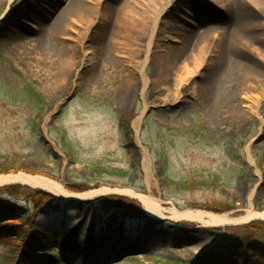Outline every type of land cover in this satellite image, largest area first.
<instances>
[{
    "label": "rangeland",
    "instance_id": "rangeland-1",
    "mask_svg": "<svg viewBox=\"0 0 264 264\" xmlns=\"http://www.w3.org/2000/svg\"><path fill=\"white\" fill-rule=\"evenodd\" d=\"M156 1L143 30V0H0V175H41L73 193L132 189L167 209L242 217L252 206L263 213L264 0H237L258 27L256 43L234 52L238 73L224 74L232 0ZM180 16L187 24L176 29ZM125 34L127 52L137 54V86L112 89L123 82L109 75L112 44ZM74 51L79 64L72 68ZM21 188L17 195L0 189L1 229L33 223L55 238L46 252L31 251L15 235L5 241L4 229L0 264H195L216 244L234 241L249 252L264 245V232L243 228L249 224L149 220L127 222L136 234L122 232L121 217L97 201L117 197L127 210L144 212L136 200L82 201ZM31 191L52 201L41 196L36 205ZM94 227L101 233L93 244L78 248ZM72 232L77 245L65 247Z\"/></svg>",
    "mask_w": 264,
    "mask_h": 264
},
{
    "label": "bare ground",
    "instance_id": "bare-ground-1",
    "mask_svg": "<svg viewBox=\"0 0 264 264\" xmlns=\"http://www.w3.org/2000/svg\"><path fill=\"white\" fill-rule=\"evenodd\" d=\"M58 2L59 0H50V4ZM146 7L148 9L144 10L143 12H139V16L137 18L144 20V28L146 30L148 25V17L158 8V4L156 0H143ZM64 3V0L63 2ZM232 6L227 9L228 20L233 21L229 26L230 31H233L234 40L232 45L227 47L222 53V68L221 72H233L238 73L242 69L241 61L236 60L234 57V52L238 51V49L248 46V44L255 45L256 41L253 39L257 35L258 27L255 26V22H251L250 20L246 19V14L242 12L237 7V0H232ZM143 6V7H144ZM150 10V11H148ZM184 15L188 13V11L183 12ZM188 17L180 16L177 20V25H174V28L179 29L182 28L187 23ZM139 21V22H140ZM138 22V23H139ZM228 22V21H227ZM139 28H141L142 23L138 24ZM233 24V25H232ZM148 29V28H147ZM254 30V31H253ZM172 37H168V40L171 42H175L171 40ZM103 48H98V53H100ZM236 53V52H235ZM74 55V54H73ZM228 62L226 63V61ZM73 67L76 65L72 60L69 63ZM63 71H65V65L63 66ZM146 79H144L145 81ZM222 79L218 82L220 85V89L223 88ZM59 86H62V81L60 82ZM208 85L209 89H213ZM139 125V122L136 123V126ZM145 165L148 164L147 159L144 160ZM148 169H146L147 171ZM148 182L150 181L149 175L147 176ZM23 185L28 186L33 189H40L45 191L55 197L58 198H67V199H75V200H92L99 197H104L107 195H120L126 198L138 201L144 208L146 215L149 218H152L157 221L161 220H169L175 223L179 222H191V223H198L203 227L207 228H224L229 225L234 224H245L251 221H264V212L258 213L256 212L252 206L246 212V214L242 217H233L229 214H215L210 213L207 211L202 210H193V209H186V210H178L176 208H164L157 200L154 198L137 193L132 189H112L107 187H102L95 190H90L84 193H73L68 191L63 185L60 183L41 175H29L25 173H18V174H1L0 175V189L4 187H8L11 185Z\"/></svg>",
    "mask_w": 264,
    "mask_h": 264
},
{
    "label": "trees",
    "instance_id": "trees-1",
    "mask_svg": "<svg viewBox=\"0 0 264 264\" xmlns=\"http://www.w3.org/2000/svg\"><path fill=\"white\" fill-rule=\"evenodd\" d=\"M36 175V174H35ZM5 193H8L10 195H17L20 194L22 191L21 186H9L2 189ZM30 196L33 200V202L37 205L39 202V198L42 196L47 200L49 199L48 195H44L42 192L38 191H31ZM44 195V196H43ZM38 199V200H37ZM124 200V199H123ZM121 198L117 197H107L104 199H101L97 201L101 206L109 212L117 213L121 217V222L117 223L116 229L121 230L122 232H131V234H136L137 231L133 229V231L126 230V224L127 222H132V224L135 225V221H149V219L141 210L138 209L137 212L135 211H129L127 210L128 207L122 202H126V200L123 201ZM96 202V203H97ZM231 208H226L224 212L230 211ZM153 221V220H151ZM155 222V221H154ZM158 223V222H157ZM129 226V225H128ZM74 229H77L78 231L81 229V225H74ZM263 227V228H262ZM247 231L250 232H264V224L263 223H254L249 226L243 227ZM6 230L4 234H2V238L10 242L14 240V235L22 242V245H24L26 248L30 249L31 251H37V249H41V252H46L48 248V243L51 239H54L55 237H52L53 234L52 230H44L43 228H40L37 224H29L25 223L22 226L18 227H8V228H2L0 226V231ZM95 230V227L93 228ZM90 232L87 231V235L85 238V242L83 245L78 244V248L84 249L87 245L86 240L89 239L92 243L95 241L96 236H99V232ZM141 237L140 233H138ZM260 236V235H259ZM264 240V235L260 236ZM77 232L71 233L68 238H66L63 242V245L66 244L67 247L73 246L72 244L77 245ZM68 241H71L72 243L70 245L67 244ZM65 246V245H64ZM144 247L147 245H143ZM66 247V246H65ZM251 253L249 251H244L242 248L238 247L237 243L232 241L230 244L222 247L219 244L214 245L209 252L204 254L202 257L196 260L195 264H264V245H261L259 243H254L250 245ZM44 250V251H43Z\"/></svg>",
    "mask_w": 264,
    "mask_h": 264
},
{
    "label": "crops",
    "instance_id": "crops-1",
    "mask_svg": "<svg viewBox=\"0 0 264 264\" xmlns=\"http://www.w3.org/2000/svg\"><path fill=\"white\" fill-rule=\"evenodd\" d=\"M11 30L14 33L18 32L17 31L18 29L17 28L14 29V27L11 28ZM125 37H126V34L124 37L118 38L117 41H115L112 44V47H113L112 52H113L114 59H113V62L111 64H109V66H108L109 75H110V77H114L115 79H117L119 77V74H120L122 76V80H123V82H119L117 85L113 86L112 89H134L132 86L133 85H134V87L137 86V54L133 51L127 52V50H128L127 47L129 46V40L125 41ZM127 37H129V36H127ZM13 43H15V42H13ZM21 43L23 45L24 44L26 45V42H21ZM76 44L77 43H75V46H76ZM98 44L103 45V43H98ZM12 48L14 49V46ZM125 52H127L128 54ZM74 58H75V60H74ZM72 61L74 63H76V65L74 67L71 65V67L72 68L77 67L79 62L76 59L75 51H74V56H73ZM14 62H15V64H17L15 60H14ZM142 67H143L142 68V76L145 77L146 76L145 75L146 60L144 61ZM88 68L90 69L89 71H91L94 68V66H89ZM121 83H123V84H121ZM131 93H132V91H131ZM133 93L130 95V99H129L130 101L132 100L131 97H132ZM120 94H122V93H120V92L117 93L118 96ZM118 96H117V98L119 100H123V99L127 98V97H124L123 94L121 96L122 99L120 96L119 97ZM134 100H135V98H134ZM132 103H134V101ZM135 106H136V104H135ZM134 122L136 125L137 120H135Z\"/></svg>",
    "mask_w": 264,
    "mask_h": 264
},
{
    "label": "water",
    "instance_id": "water-1",
    "mask_svg": "<svg viewBox=\"0 0 264 264\" xmlns=\"http://www.w3.org/2000/svg\"><path fill=\"white\" fill-rule=\"evenodd\" d=\"M258 221H259V220H258ZM251 222H253V221H251ZM251 222H249V223H251ZM249 223H245V224H249ZM245 224H234V225H229V226H226V227H233V226L245 225Z\"/></svg>",
    "mask_w": 264,
    "mask_h": 264
}]
</instances>
